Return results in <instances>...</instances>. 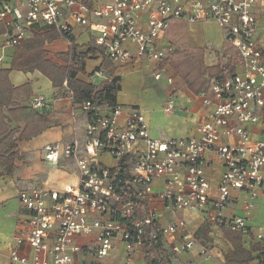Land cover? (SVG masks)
<instances>
[{"label": "built area", "instance_id": "obj_1", "mask_svg": "<svg viewBox=\"0 0 264 264\" xmlns=\"http://www.w3.org/2000/svg\"><path fill=\"white\" fill-rule=\"evenodd\" d=\"M143 13L145 27L140 25ZM175 21L214 22L240 60L235 70L212 80V98L204 103L213 106L197 126V136L153 138L139 107L81 103L83 136L44 149L50 164L73 161L78 182L61 190L32 187L20 194L30 213V229L16 237L11 262L78 264L74 254L86 251L94 264H105L119 240L128 260L140 251L153 264L163 259L172 264L174 255L188 254L197 244L186 221L174 219L180 212L204 215L212 225L250 234L251 211L264 195V0H108L95 8L86 0H0L2 50L44 30L54 31L72 49L79 26L115 65L130 62L128 46H134L137 59L149 58L160 66L156 80L174 53L173 46L160 47L159 41ZM94 78L108 80L102 70ZM41 101L33 107L42 106ZM163 110L172 114L174 99L168 98ZM253 127L259 128L255 135ZM210 156L224 168L216 195L206 177ZM233 191L245 193L246 199L243 215L228 221L223 211ZM158 205L173 216L166 225ZM94 232L88 246L74 245L77 237ZM254 239L264 243V234ZM201 256H209L207 248Z\"/></svg>", "mask_w": 264, "mask_h": 264}, {"label": "crops", "instance_id": "obj_2", "mask_svg": "<svg viewBox=\"0 0 264 264\" xmlns=\"http://www.w3.org/2000/svg\"><path fill=\"white\" fill-rule=\"evenodd\" d=\"M86 1L91 8L102 6L108 2V0ZM146 17L145 13L140 15V25L143 27L146 25ZM3 32V26H0V56H4L0 70H10L19 49L35 37L45 38L47 35L51 37L44 39L42 50L45 52V59L61 67H67L72 63L71 48L68 43L60 39L52 30L30 33L20 46L2 50ZM94 40L95 38L89 32L79 26L75 27L74 45L77 46L79 52L88 54L85 58V73L79 74L77 79L89 85L100 86L107 80L91 79V76L96 71L102 70L101 66L104 61L109 60L96 47ZM169 45L173 46L174 53L169 58L166 70L160 80L154 78V75L159 72L160 66L149 58L137 59L135 57L136 49L132 45L128 46L133 55L130 62L115 65L109 61L115 69V75L121 78V90L117 95V104L125 107H139L144 112L150 135L153 138H193L197 136V126L205 119L213 106L204 103L206 98H212L209 90L212 80L207 78L209 83L206 91L196 95L176 75L172 64L185 58L195 57L201 52L206 67L218 65L223 67L227 64H224V58L228 56H224L222 50L229 45L224 40L222 30L214 22L188 24L183 21L173 22L163 38L160 39V47ZM92 48H95L97 52L89 54ZM34 59L36 58L34 57L32 60ZM14 71L23 76L17 78L14 76L17 74ZM14 71L9 75L11 84L14 87L30 84L32 89L31 100L24 106L31 107L41 116L47 117L48 128L36 137L16 143L18 158L15 162V170L11 175H7L0 167V264H15L9 259L15 239L30 229V213L21 204L20 194L32 187L61 190L65 185L77 184L78 176L75 163L71 160H63L58 166L50 164L44 159V149L55 142L82 137L86 120L80 104L74 103L73 95L66 83L61 88H54L50 79L38 70ZM102 71L106 73L109 80L108 73L105 70ZM169 77L172 78V84L168 82ZM168 98L175 100V111L172 114H166L163 110ZM40 99H42V106L34 108L33 104ZM16 127L20 131L15 139L20 136L25 124L12 125V128ZM252 131L255 135L259 128L253 127ZM208 161L206 177L212 186L211 194L216 195L224 168L215 157L210 156ZM245 199V193L232 192V198L223 211L226 220L229 221L243 215ZM213 200L212 198L210 205ZM159 210L163 225L173 220L170 213L161 207ZM176 218L186 221L189 231L197 239V244L188 254L174 255L172 264H225V255L232 249L231 244L225 238L224 230L229 229L227 225H212L204 215L190 212H180L174 216V219ZM248 226L250 234L243 237L246 249H249V244L255 235L264 234V195L262 194L256 200L251 211ZM96 235L97 233L94 232L89 236L77 237L74 245L86 247L95 240ZM166 246L169 248L168 244ZM203 248H207L209 251L207 258L201 256ZM24 254L32 257V253L28 249L24 251ZM123 256H125V245L117 240L115 249L106 258L105 264H148L150 262L140 251H137L127 261L123 260ZM74 259L78 264H94L95 260L86 251L74 254ZM252 264H258V261L256 260Z\"/></svg>", "mask_w": 264, "mask_h": 264}, {"label": "trees", "instance_id": "obj_3", "mask_svg": "<svg viewBox=\"0 0 264 264\" xmlns=\"http://www.w3.org/2000/svg\"><path fill=\"white\" fill-rule=\"evenodd\" d=\"M49 37L51 36L35 37L16 52L17 56L10 70H0V167L7 175H11L15 170V162L18 158L16 143L36 137L48 128L47 117L41 116L31 107L24 106L31 100V86L25 84L21 87H14L9 79L12 71L38 70L50 79L54 88H61L66 83L75 104L90 101L101 107L117 105L121 78L115 75L113 65L107 60L102 64L101 69L108 73L110 79L100 86L83 83L77 77L85 73V58L88 54L79 52L77 46L74 45L71 49L72 63L67 67L54 65L45 59V52L42 50L44 39ZM96 52L97 50L92 48L89 54ZM200 53L195 57L185 58L172 64L176 75L196 95L206 91L209 80L224 76L227 71H233L240 64L237 52L231 46H226L222 50V54L228 56L227 64L223 67L220 65L206 67ZM34 57L36 59L32 60ZM30 60H32L30 63L25 64ZM22 62L23 65H21ZM19 123H24L25 128L15 139L20 130L18 127L12 128V125ZM224 232L225 238L232 246V249L225 255V264H252L256 260L258 264H264V243L256 242L253 238L249 249H246L243 235L232 232L230 229H225ZM148 264L153 263L148 262ZM160 264H166V260H161Z\"/></svg>", "mask_w": 264, "mask_h": 264}, {"label": "rangeland", "instance_id": "obj_4", "mask_svg": "<svg viewBox=\"0 0 264 264\" xmlns=\"http://www.w3.org/2000/svg\"><path fill=\"white\" fill-rule=\"evenodd\" d=\"M227 59H228V57H225V58H224V60H225V61H224V64L227 63ZM14 73H17V74L14 75V76H16L17 78L23 76V75H21V74H20L19 72H17V71H14ZM14 79H15V77H14ZM174 102H175V100H174ZM203 233H204V232H203ZM123 257H124V258H123L124 261H127V260H128V259L126 258V255L123 256Z\"/></svg>", "mask_w": 264, "mask_h": 264}]
</instances>
